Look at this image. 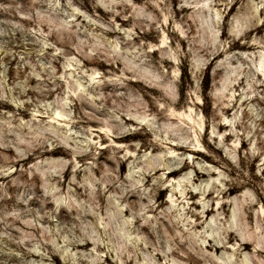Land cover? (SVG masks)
Instances as JSON below:
<instances>
[{"label": "rangeland", "instance_id": "obj_1", "mask_svg": "<svg viewBox=\"0 0 264 264\" xmlns=\"http://www.w3.org/2000/svg\"><path fill=\"white\" fill-rule=\"evenodd\" d=\"M263 55L264 0H0V264H264Z\"/></svg>", "mask_w": 264, "mask_h": 264}, {"label": "bare ground", "instance_id": "obj_2", "mask_svg": "<svg viewBox=\"0 0 264 264\" xmlns=\"http://www.w3.org/2000/svg\"><path fill=\"white\" fill-rule=\"evenodd\" d=\"M204 3V2H203ZM202 4V3H201ZM204 4H207L206 2L204 3ZM209 6V5H208ZM208 6H206V7H208ZM255 6V5H254ZM204 8H205V6H203ZM209 8H211V7H209ZM202 9V8H201ZM206 9V8H205ZM208 9V8H207ZM207 9H206V11H207ZM214 9V8H213ZM212 9V10H213ZM254 10H255V8H254ZM257 10V9H256ZM214 14V13H213ZM212 14V15H213ZM73 16V15H72ZM216 17V16H215ZM219 20V19H218ZM205 21V20H204ZM210 22H213V20H211ZM215 22V21H214ZM210 24V23H209ZM208 25V24H207ZM206 25V26H207ZM212 25V24H211ZM206 26H204V27H206ZM209 26V25H208ZM211 27V26H210ZM208 28V27H207ZM162 41L161 42H164V40L163 39H161ZM264 56V55H263ZM95 70V69H94ZM96 71V70H95ZM97 74V73H96ZM91 79H94V77L93 76H91ZM226 79V78H225ZM228 80V79H227ZM75 81V80H74ZM226 81V80H225ZM229 81H230V79H229ZM79 82V81H78ZM77 82V86H80V83H78ZM92 82V81H91ZM142 82V81H141ZM140 82V83H141ZM227 82V81H226ZM232 82V81H231ZM226 84V83H225ZM224 84V85H225ZM228 84H230V83H228ZM228 86V85H227ZM75 87H76V85H75ZM150 87V86H149ZM79 88V87H78ZM227 88V87H226ZM225 88V89H226ZM82 90H85V89H83L82 88ZM76 94V93H75ZM78 97V96H77ZM76 98V97H75ZM79 98V97H78ZM79 100H80V98H79ZM174 101V100H173ZM191 108V107H190ZM188 111V110H187ZM186 111V112H187ZM191 109H189V113H184V112H177V113H174L173 111L170 113V114H172V115H174L173 117H177L180 121L181 120H185V122L187 123V124H189V126L191 127V128H194V127H198L199 128V130L200 129H202L203 128V122H202V120H201V118L199 119V120H197V119H195L192 115H191ZM54 116H56L55 118H52V119H54L56 122H58L60 119H58L57 117H60L61 116V113H59L58 111H55L54 112ZM199 115V114H198ZM137 117V116H136ZM65 118V117H64ZM62 120V119H61ZM176 120V119H175ZM143 122V121H142ZM108 124V123H107ZM112 126V125H111ZM105 127V126H104ZM109 126H107V127H105V128H100V134L101 135H103L104 137H109V139H110V137H111V133H110V130H109V128H108ZM113 133V132H112ZM197 134V133H196ZM114 135V134H113ZM168 172V171H167ZM169 173V172H168ZM138 182V181H137ZM135 190V189H134ZM131 191V190H130ZM132 192V191H131ZM183 192V191H182ZM182 192H181V194H182ZM180 193V192H179ZM210 193V192H209ZM128 194V193H127ZM176 194V193H175ZM169 196V195H168ZM182 196V195H181ZM176 197V196H175ZM170 200H172V199H170ZM175 201V200H174ZM173 201V202H174ZM222 207V206H221ZM210 210H212V209H210V208H207L206 209V213H208ZM259 215V214H258ZM260 217V216H259ZM264 218V217H263ZM136 222V221H135ZM130 223V222H129ZM259 225V224H258ZM119 229V228H118ZM122 229H123V224H122ZM233 233L234 232H229L228 233V235H229V238L231 237V236H234L233 235ZM250 233H251V231H250ZM235 234V233H234ZM249 234V233H248ZM252 234H254V233H252ZM256 235V234H255ZM244 236H242V238H243ZM251 237V236H250ZM256 237V236H255ZM247 238H248V235H247ZM92 239V238H91ZM94 240V239H93ZM242 240H244V239H242ZM246 240V239H245ZM91 241V240H90ZM237 241V240H236ZM85 242V241H84ZM249 242V241H248ZM248 242H246V241H242L241 242V246H243V248H248L249 247V243ZM94 243H95V241H94ZM84 245H87V244H89V242H85V243H83ZM93 245V244H92ZM215 246V245H214ZM218 247H220V246H218ZM255 252H256V258L259 260V253L260 252H263L262 251V249L261 250H255ZM228 259V258H227ZM260 261V260H259ZM229 262V261H228ZM228 264H241V263H234V262H230V263H228Z\"/></svg>", "mask_w": 264, "mask_h": 264}]
</instances>
